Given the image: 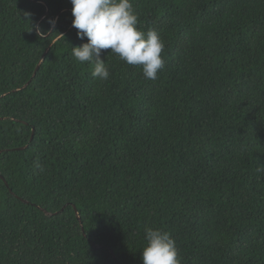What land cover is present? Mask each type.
<instances>
[{
	"label": "trees",
	"instance_id": "1",
	"mask_svg": "<svg viewBox=\"0 0 264 264\" xmlns=\"http://www.w3.org/2000/svg\"><path fill=\"white\" fill-rule=\"evenodd\" d=\"M132 4L155 80L110 49L93 78L70 0H0V264H143L146 227L264 264V0Z\"/></svg>",
	"mask_w": 264,
	"mask_h": 264
},
{
	"label": "clouds",
	"instance_id": "2",
	"mask_svg": "<svg viewBox=\"0 0 264 264\" xmlns=\"http://www.w3.org/2000/svg\"><path fill=\"white\" fill-rule=\"evenodd\" d=\"M72 26L77 36L87 42L72 46L73 56L87 62L93 78L107 81L110 70L103 50L110 49L129 65L140 66L145 79L155 80L164 67L165 41L156 29L142 31L132 0H70ZM54 24V20H50ZM39 31V29H38ZM143 264H181L171 233L155 227L145 228Z\"/></svg>",
	"mask_w": 264,
	"mask_h": 264
},
{
	"label": "water",
	"instance_id": "3",
	"mask_svg": "<svg viewBox=\"0 0 264 264\" xmlns=\"http://www.w3.org/2000/svg\"><path fill=\"white\" fill-rule=\"evenodd\" d=\"M73 28V26L69 29V30H71ZM58 40V38L55 40V41H57ZM50 48H51V46L47 49V51L45 52V54L43 55V57H42V59L40 60V62L38 63V65H37V68H36V71H35V74L34 75H36L37 74V72L39 71V69L41 68V65H42V63L44 62V60H45V58H46V56H47V54H48V52H49V50H50ZM28 85H26V86H24L22 89H24V88H26ZM1 119V118H0ZM34 135H35V130H34V132H33V137H32V139L34 138ZM25 147H22V148H18L17 150H22V149H24ZM2 151H0V153H1ZM6 182V181H5ZM6 184L8 185V183L6 182ZM66 207H64L63 209H62V211L65 209ZM74 209H75V211H76V214H77V218H78V220H79V222L81 223V225H82V220H81V216H80V214H79V211H78V209H77V207L76 206H74ZM44 212L47 214V215H51V213H49L48 211H46L45 209H44ZM59 212H57V213H55V214H58ZM83 232H85L84 231V229H83ZM84 235L86 236V234L84 233ZM93 245L94 246H96V244H94L93 243ZM112 253H113V251H112ZM114 254V253H113Z\"/></svg>",
	"mask_w": 264,
	"mask_h": 264
}]
</instances>
